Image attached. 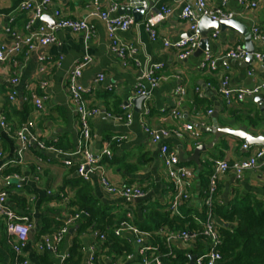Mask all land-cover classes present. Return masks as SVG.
I'll list each match as a JSON object with an SVG mask.
<instances>
[{
	"label": "crops",
	"instance_id": "crops-1",
	"mask_svg": "<svg viewBox=\"0 0 264 264\" xmlns=\"http://www.w3.org/2000/svg\"><path fill=\"white\" fill-rule=\"evenodd\" d=\"M41 1L0 0V46L10 47L16 40L13 35L25 37L40 25L53 24L54 10L69 19H86L94 36L86 40L82 34L57 30L55 44L30 52L23 47L17 55L0 62V123L4 122L7 128L0 126V184L8 192V203L12 209L17 214L27 215L34 227L22 249V257L29 264H41L40 259L47 253L51 264H87L89 255L93 253L94 264H123L125 256L136 254L137 250L127 232L120 237L113 235V230L124 220L125 214L132 213L133 223L138 229V226H147L164 213L169 215L171 188L159 158L160 144H153L149 140L142 125L168 131L192 125L200 135L197 140L183 131L181 137L171 136L164 141L170 150L178 155L182 153L184 158L189 157L196 146H207L213 141L214 133L207 132L211 128L242 130L255 137L264 135V93L247 96L242 102L231 100L229 103L217 93L219 81L224 76L228 77L232 89H250L263 83L264 67L253 59L246 62L245 59L224 58L229 49L236 45L245 46V37L229 29L217 31L218 36L214 39L208 35L207 52L217 59L214 72L199 69L201 56L193 54L186 60H178L177 50L166 48L163 41L176 42L186 38L189 24L180 18V12L184 3L194 0H152L155 10L152 14L161 7L171 10L170 15L156 26L154 40L145 31L144 21L134 23L126 32H119L118 38L135 50L127 58L126 66H122L111 53L104 24L89 15L95 11H105L111 3L118 4L116 14L130 15L122 14V9L128 11L131 0H53L43 10L42 17L27 30L32 16L29 12H20V5L27 2L34 5ZM222 1L204 0L208 9L223 8L232 13V19L247 29L253 52L263 50L264 43L252 40L251 29L257 26L264 32V0H248V3L255 4L254 8L242 6L238 0H227L223 6ZM84 57H88L90 62L82 70L79 82L88 92L86 105L99 110L89 120L91 139L88 148L94 154L104 147L108 148L111 157L102 158L99 171L113 186H139L145 194L141 199L108 194L101 187L98 174L84 182L76 174V166L81 162L79 157L71 158L72 165L68 167L63 163L65 157L41 152L32 146L24 154L21 164L11 163L15 151L13 132L24 125L28 126L36 139L47 145L55 143L62 153L67 155L76 151L79 122L66 85L69 74ZM151 65L162 66L157 73L160 81L156 88H149L143 80L145 69ZM99 75H103L102 82H96ZM13 79L17 80L15 84L12 83ZM41 84H45L44 89L40 88ZM140 84L145 85L148 97L137 112L133 101L138 97L136 89ZM177 88L183 89L184 96H176ZM11 93L14 94L12 101L9 99ZM41 96L46 99L42 102V108L36 109L34 97ZM122 107H127L131 112L132 118L128 124L105 116L120 114ZM174 109L179 113L177 118L170 116V111ZM209 111L212 112L210 115ZM116 136H125L126 139L115 142L113 138ZM245 143L237 137L225 135L217 140L212 149L200 153L199 166L181 163L189 169L192 180L190 200L180 208L181 218L190 217L196 225V220H203L198 218L197 212L202 209V199L214 162L225 160L234 166L262 148L250 146L245 151L242 149ZM82 188L95 201V207L100 209L103 223L97 225L98 229L90 228L76 235L81 224L79 222L69 228L57 244L55 253L39 251L37 245L45 236L38 235L44 218L55 219L61 226L67 216L83 211L74 203ZM245 196L264 202V166L246 172L240 180L231 171L220 176L213 206L228 208L234 200ZM214 216L216 225L222 226L224 222L216 214ZM108 221L110 227L104 230L102 226L107 225ZM72 229L75 231L71 233ZM3 230L0 231V264H9L13 253L8 241L2 239ZM100 234L105 236L103 243L99 239ZM74 238L79 245L80 259L77 261L74 255L72 260L65 262L66 259L63 261L62 258L70 255ZM199 243L195 257L208 250L205 242L199 240ZM194 245L175 243L173 246L184 251L191 250Z\"/></svg>",
	"mask_w": 264,
	"mask_h": 264
},
{
	"label": "built area",
	"instance_id": "built-area-1",
	"mask_svg": "<svg viewBox=\"0 0 264 264\" xmlns=\"http://www.w3.org/2000/svg\"><path fill=\"white\" fill-rule=\"evenodd\" d=\"M52 1L53 0H42L39 4L37 3L33 5L32 3L27 2L20 5V12H29L32 16L26 26L27 30L30 29L34 21L39 20L42 17L43 10L46 9ZM226 2L227 0H223L222 5L224 6ZM238 3L242 6H250L251 8L255 7V4L248 3V0H238ZM132 4H137V6L145 11L143 17L144 29L149 38L154 40L156 37V26L170 15L171 10L161 7L157 13L152 14V10L148 8L147 0H138L137 2H132L131 0L130 5ZM117 10L118 4L111 3L105 11H95L89 16L96 17L104 24L111 53L120 60L122 66H126L127 58L132 56L135 50L129 44L123 43L118 38L117 34L119 32H126L134 24V18L131 15H118L116 14ZM52 15L55 18L53 24L40 25L36 31L29 33L25 37H16L13 35L16 40L10 47L7 48L0 46V62L5 61L8 57L17 55L23 47L30 52L38 48H45L49 45L55 44L57 41L55 32L57 30L65 29L75 34H82L86 40H89L94 36V31L89 26L86 19H69L62 16L61 12L58 10H54ZM203 17H207L213 21H220L232 19L233 14L223 10V8H216L213 10L208 9L204 0H194L190 3H184L180 12V18L187 21L189 24L188 37L176 42L163 41V45L166 48L177 50L178 60H186L198 49L201 37L197 33V26L200 19ZM6 32H9V29H6ZM209 35L214 39L218 36V32H211ZM251 38L254 42L264 43V32L259 27L254 26L251 29ZM248 55H250L256 63L264 67V48L261 51L249 54L244 47L236 45L225 53L224 58L243 60ZM41 60H43V58H41ZM89 62L90 59L84 57L69 74L66 85L69 99L73 104L79 122L76 151L72 154L66 155L55 146L47 145L36 139L29 131L28 126L24 125L13 132L15 138V151L11 163L21 164L24 154L32 146L38 151L65 157L63 163L68 167L72 165L71 158L79 157L81 162L76 166V174L84 182L90 181L92 176L98 174L99 183L108 194L126 199H141L145 194L139 186H113L104 178L103 173L99 171V163L102 158L111 157V152L108 148L104 147L97 154L92 153L88 148L91 139L89 120L99 113L97 108H89L86 105L85 96L88 92L79 82L82 70L89 64ZM216 63L217 59H215L209 52L204 51L201 54L199 61V69L202 71L214 72L216 70ZM161 67L162 66L160 65H151L145 69L143 80L149 88H156L158 86L160 78L157 73L160 71ZM102 80L103 75H99L96 78V82H102ZM16 82V79L12 80L13 84ZM44 87L45 84L40 85L41 89H44ZM208 87L210 88L209 85ZM217 93L226 103H229L231 100L242 102L247 96L264 93V82L250 89H232L229 85L228 77L224 76L219 81ZM175 94L178 97H182L184 96V91L181 88H177ZM136 96L148 97L145 85L140 84L136 89ZM9 99L11 101L14 99L13 93L10 94ZM45 99L46 97L44 96L37 98L34 97V105L36 109L42 108V102ZM262 102L264 104V96H262ZM121 110L122 112L120 114H105V116L108 119H113L119 122L125 121L128 124L132 118L131 112L127 110V107H122ZM211 113L212 112L209 111L208 115ZM170 116L172 118H177L179 117V113L174 109L170 111ZM0 126L7 129L4 122H1ZM142 130L153 144H160L159 158L163 164L171 188L168 213L171 217L181 218L180 208L190 200L189 188L191 187L192 180L190 178L189 169L180 163L178 154L175 151L170 150L164 141L171 136L181 137L183 131L189 133L190 137L194 140H197L200 135L190 124L184 125L182 129L176 131L155 129L143 124ZM125 139V136H116L113 138L115 142H121ZM249 148L250 146L246 143L242 146V149L245 151ZM260 166H264L263 148L257 149V151L249 158L239 161L234 166H230L225 160L214 162L212 172L208 177V184L204 193V198L202 199L204 217L203 220H196L197 225L200 227L199 232L189 233L186 230L171 231L167 228H159L153 233L142 231L134 225L132 213L127 212L124 220L113 230V235L115 237H120L123 232H127V234L130 235L129 237L132 238V244L136 245L137 250L136 254L126 255V261L123 264H165L163 262L164 258L172 255V248H174L173 245L175 243L194 245L197 239L205 242L208 250L207 252L196 256L194 264H219L221 262V255L218 252L217 247L221 244V238L218 234L214 218L215 216L212 211L213 198L217 191V180L220 176L229 171L233 172V175L237 180H240L246 172L256 170ZM1 170L2 167L0 168V171ZM8 197V192L0 184V228L2 227L5 230L8 245L14 255L12 264H29L27 259L22 257V249L27 242L29 233L34 227L27 215L17 214L12 209L8 203ZM82 217L87 218L89 217V214L86 211H77L67 216L65 220L62 221V225L55 232L41 237L37 249L41 252L48 251L55 253L57 244L68 233L69 228L79 223ZM99 239L103 243L105 241V236L100 234ZM157 241H161L162 245L169 251L167 254H163L160 251V245ZM66 258L67 257L63 256L62 260L64 261ZM86 263L94 264L93 253L89 255Z\"/></svg>",
	"mask_w": 264,
	"mask_h": 264
},
{
	"label": "trees",
	"instance_id": "trees-1",
	"mask_svg": "<svg viewBox=\"0 0 264 264\" xmlns=\"http://www.w3.org/2000/svg\"><path fill=\"white\" fill-rule=\"evenodd\" d=\"M55 146L56 144H52ZM57 147H59L57 145ZM185 165V164H184ZM78 192L77 199L74 203L79 209L86 211L89 217H82L76 235L82 234L87 229H95L98 224L103 223V215L99 213L100 209L95 207V201L83 191ZM73 203V205H74ZM214 205V204H213ZM214 214L219 217L224 224L217 226L218 234L221 238V244L217 247L221 255L219 264H264V202H260L251 196L242 197L240 200H234L228 208L218 207L212 208ZM198 218L203 219L204 209L197 212ZM110 221L102 227L106 230ZM61 223L55 219L44 218L42 228L38 235H50L53 229L60 227ZM140 230L146 232H156L159 228H167L171 231L186 230L189 233L200 231V227L192 221L190 217H169L167 213L156 217L153 222L147 226H138ZM102 229V228H101ZM2 239L6 238L5 231H2ZM38 236V237H39ZM160 245V251L167 254L169 251L162 245L161 241H157ZM200 246L199 239L196 240L194 248L191 250H178L172 248V255L164 258L165 264H188L189 256H194L198 253ZM79 245L77 239L74 238L73 245L69 251L70 255L65 262L72 260V256L76 255V260L79 261L80 253L78 252ZM40 259L41 264H51L48 261L47 253ZM14 255L11 257L9 264H12Z\"/></svg>",
	"mask_w": 264,
	"mask_h": 264
},
{
	"label": "water",
	"instance_id": "water-1",
	"mask_svg": "<svg viewBox=\"0 0 264 264\" xmlns=\"http://www.w3.org/2000/svg\"><path fill=\"white\" fill-rule=\"evenodd\" d=\"M137 2L138 0H132V2ZM154 1V0H153ZM148 8L151 9L152 11L154 10L153 7V2L152 0H148ZM130 14L134 18V23H139L143 21V17L145 14V11L141 9L137 4H132L130 5L129 10H125V8L122 9V14ZM225 29H229L231 31H237L240 34H242L245 37V50L251 54L253 52L252 48V43L250 40V35L247 31V29L240 23L234 21L233 19L230 20H220V21H213L207 17H203L200 19L198 26H197V33L200 35L201 39L199 41V47L195 51L194 56L199 57L204 51H207L209 49L208 47V35L211 32L215 31H224ZM188 37V35L186 36ZM252 57L248 55L245 58V61H250ZM261 100V98H259ZM145 97L144 96H139L134 99L133 104L136 106V111H140L141 104L144 102ZM207 132H213L214 133V139L213 141L207 145H199L196 146L193 149L192 154L189 157L184 158L182 153H179L178 158L180 163L186 164V163H194L195 165L199 166V155L202 152H205L207 150H210L214 147L216 144L217 140L221 138L222 136L229 135L233 137H237L238 139L246 142L248 146H261L264 149V135H259L257 137L252 136L250 134H247L243 132L242 130H232V129H208ZM75 230L72 229L70 232H74ZM32 234V232L30 233ZM29 234V235H30ZM194 259L195 256H189V262L188 264H194Z\"/></svg>",
	"mask_w": 264,
	"mask_h": 264
},
{
	"label": "rangeland",
	"instance_id": "rangeland-1",
	"mask_svg": "<svg viewBox=\"0 0 264 264\" xmlns=\"http://www.w3.org/2000/svg\"><path fill=\"white\" fill-rule=\"evenodd\" d=\"M2 227L0 228V231H1Z\"/></svg>",
	"mask_w": 264,
	"mask_h": 264
}]
</instances>
